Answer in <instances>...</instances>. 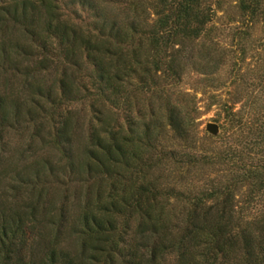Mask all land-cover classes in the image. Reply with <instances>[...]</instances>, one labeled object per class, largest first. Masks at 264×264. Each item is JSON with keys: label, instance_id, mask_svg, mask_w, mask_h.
Listing matches in <instances>:
<instances>
[{"label": "trees", "instance_id": "trees-1", "mask_svg": "<svg viewBox=\"0 0 264 264\" xmlns=\"http://www.w3.org/2000/svg\"><path fill=\"white\" fill-rule=\"evenodd\" d=\"M206 3L0 0V264H264V85L226 108L210 135L225 146L209 151L192 147L178 91L187 67L210 76L222 62L199 44ZM239 3L264 16V0ZM87 98L81 143L70 106ZM29 126L45 155L5 154ZM208 164L217 177L195 187ZM69 183L85 185L73 202L56 194Z\"/></svg>", "mask_w": 264, "mask_h": 264}, {"label": "rangeland", "instance_id": "rangeland-1", "mask_svg": "<svg viewBox=\"0 0 264 264\" xmlns=\"http://www.w3.org/2000/svg\"><path fill=\"white\" fill-rule=\"evenodd\" d=\"M239 1L207 0L206 4L210 5L214 11L213 19L206 27L207 31H204L199 39V44L204 42L206 48L209 47L211 52L222 58V62L210 76L199 75L187 67L178 86V91L189 95L185 98L191 100L190 106L194 109L191 116L194 118L195 130L190 135V141L196 150L209 151L225 146V142L210 137L211 134L206 132L205 125L209 122L215 123L219 127L218 133L223 134L222 127L227 126L228 123L225 116L226 108L229 111L232 108L234 111H240L248 98L255 99L260 94L261 87L264 85V16L251 18L240 10ZM141 2L147 3L149 0H141ZM78 15L88 21L89 13L87 11L78 9ZM18 81V79L9 78L8 84L17 87L19 86ZM1 83L2 78L0 79ZM70 107L74 108L76 123L79 125L76 128L77 138L83 143L88 124L94 123V115L97 114L94 111L96 105L92 107V99L87 98ZM120 119L122 118L120 117ZM31 133V126L25 131L19 129L11 132L7 137L9 145L8 152L5 154H13L16 150L19 153H24L25 157L29 156V159L32 156L30 145H34L38 148L35 155H45L46 150H40L39 141L33 139ZM165 143L167 146L171 144L177 146L178 144L173 140H166ZM208 165L195 172L193 168L189 174L191 184L196 185L195 187L203 186L205 183L209 184L210 180L217 177L218 167L213 164ZM167 168L164 177L169 181L177 178L180 171L177 172L172 167ZM181 172L183 171L181 170ZM84 186L69 183L66 186H61L56 194L63 196L65 189L68 188L66 195L69 196V202H73L80 191L84 193Z\"/></svg>", "mask_w": 264, "mask_h": 264}, {"label": "water", "instance_id": "water-1", "mask_svg": "<svg viewBox=\"0 0 264 264\" xmlns=\"http://www.w3.org/2000/svg\"><path fill=\"white\" fill-rule=\"evenodd\" d=\"M205 130L211 135H216L219 131V127L217 124L209 122L205 125Z\"/></svg>", "mask_w": 264, "mask_h": 264}]
</instances>
